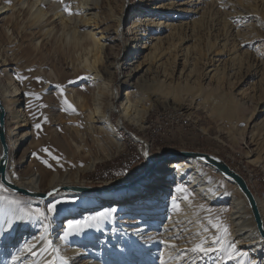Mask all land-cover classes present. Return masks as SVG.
I'll use <instances>...</instances> for the list:
<instances>
[{"label": "bare ground", "instance_id": "obj_1", "mask_svg": "<svg viewBox=\"0 0 264 264\" xmlns=\"http://www.w3.org/2000/svg\"><path fill=\"white\" fill-rule=\"evenodd\" d=\"M49 1L0 0V78H4L6 83L0 89V99L6 111V179L29 192L12 189L0 179L8 189L6 192L0 190V197L6 198L0 199V264H13V257L24 243H31L34 238L37 240L34 249L37 254L23 252L17 264H63L64 260L68 264H245L247 257L237 255L230 259L223 251L208 256L191 251L202 242H206L205 247H219L213 244V240L221 235H224V246L234 244L236 252L246 253L248 259L256 264H264V237L257 228L247 198L234 181L202 159L180 153L170 157L173 160L156 171L151 168L136 182L124 179L123 187L102 191L83 188L92 182L86 174L105 156L109 158L111 153H119L124 148L117 130L121 121L116 125L112 117L113 97L119 94L113 82L117 61L129 65L126 61L132 60L140 50H131L126 46L120 57V53L114 51L118 32L124 27L126 39L137 41L135 46L140 44L142 47L144 39L149 42V52L143 58L153 61L162 50L176 49L175 39H180L181 44L190 38V35L182 37L183 31L187 32L190 27H184L182 21L177 24L180 17L173 18L174 22L171 18L167 21L155 18V14L145 18L136 15L125 28L127 21L122 13H114L108 6L113 22L110 27L103 21L106 8H103L102 0H63L64 6L57 1L53 4ZM239 2L242 3V0ZM225 4L224 0H200L186 2V7L179 8L172 0H164L159 7L179 11L177 14L196 15L191 21L194 25L203 19L205 13L222 12ZM232 25L231 20L227 21V34L242 36L238 26ZM10 28L12 33L8 34ZM181 28H184L183 31ZM163 30L168 31L166 37L161 35ZM157 33L160 34L159 43L153 42ZM216 37L217 42L220 37ZM16 38L19 40L16 41ZM169 40L170 43L165 46ZM223 41L226 46L229 38H223ZM211 48L208 43V51ZM189 49H183L184 53L188 55ZM162 65L155 63L151 73H148L149 69L139 70V65L130 68L124 80L126 92L122 95L119 109L123 122L127 120L143 128L154 97L168 105L180 104L175 109L182 111L185 107L177 101H186L189 106L195 103L198 107H207L203 102L208 95H215L218 97H215V105L219 106V114L230 121L245 116L243 113L241 116L237 103L228 94L215 92L209 85L198 88L195 83L191 97L177 99L184 85L171 79L174 75L180 79L186 70L176 67L168 70V66L164 68ZM235 69L237 67L230 71ZM192 72L190 70V74ZM223 74L224 71L218 70L215 75L222 79ZM18 76L24 79L21 81ZM80 77L88 78L90 84L83 90H76L75 94L73 89L68 91L67 82L79 81ZM152 79L159 83L160 88L150 97L149 81ZM50 85L56 87L55 92L49 91ZM44 86L47 90L43 89ZM215 87L212 88L218 91ZM186 88L189 89V86ZM43 96L60 98L64 104L66 99L69 100L76 107L71 116L76 118L80 115L82 122L66 126L63 137L56 141L57 147L46 150L56 163L46 164V160L42 159L46 154H43V149H26L21 160L17 161L16 153L28 140H31L30 146L40 141H37L33 128L34 120L40 116L38 104ZM252 118L246 117L244 127L240 129L255 133L257 127L251 126ZM7 119H12L15 124L11 129L15 139L7 137ZM12 131L9 132L11 135ZM253 160L258 163L260 156ZM26 161H29L28 169L19 170ZM109 182L105 181L102 186L108 187ZM227 182L233 186L232 189ZM247 184L250 185L249 182ZM249 188L264 223V198L258 197L253 187ZM39 195L47 196L37 197ZM12 200L21 202L23 206L45 210L52 202L59 200L61 203L55 213L47 214V220L20 221L14 219L18 209L8 202ZM101 214L105 218L98 221V227L85 228L79 235L65 238L70 221L90 220ZM62 218H65L64 225L60 222ZM10 220L14 225L11 229ZM225 227L227 234L223 232ZM41 235L47 236L55 251L52 248L44 250L46 242L38 239ZM156 255H159L158 258ZM177 256L180 258L172 259Z\"/></svg>", "mask_w": 264, "mask_h": 264}, {"label": "rangeland", "instance_id": "obj_2", "mask_svg": "<svg viewBox=\"0 0 264 264\" xmlns=\"http://www.w3.org/2000/svg\"><path fill=\"white\" fill-rule=\"evenodd\" d=\"M50 1L51 4L57 1L60 6H64L63 0ZM163 1H101L103 8L107 9H104L103 21L110 27L113 22L110 20L108 6L114 10V13H122L125 22L127 21L125 28L130 24H128V21L136 15L145 18L156 14L155 18L166 21L170 18L174 21L173 18L180 17L177 22H174L180 24L182 21L184 27L187 26L188 28L189 26L191 29L189 31L190 29L188 28L189 33L185 30L184 32V28H181L184 33L182 37L190 35V38L185 39L181 44H179L181 42L180 39H175L177 43L176 49L174 47L165 49L167 52L162 50L157 59L153 61L143 58L149 52V49H147L149 42L146 43L144 39L142 47H140V44L135 46L137 41L131 42L126 39L127 34L124 27L121 32H118V39L114 42V51H118L120 57L123 56L126 46L128 49H136L140 50V52L138 55L133 56L132 60L126 61L130 63L129 65H123L121 60L117 61L119 64H116L117 72L113 83L115 91H118L119 94L113 97L112 117L114 123L117 125L119 121L123 122L119 116V109L122 95L126 92L124 80L130 68L139 65V70L145 71L149 69L148 73H151L155 69V63L157 65L163 64L164 68L168 66L166 67L168 70H173V67L186 70L180 79L177 78L178 75H174L171 79L176 83H181L182 86L184 85L183 91H180V95L176 97L177 99L181 96L191 97L194 91L193 86H196L195 83H197L198 88L206 85L210 87L216 86L215 88L219 89L218 91L212 87L211 89L220 94L222 92L228 94L237 103L241 116H245L241 119H235L236 121H230L226 116L219 114V106L215 105L218 97L215 95H208V98L205 99L203 103L207 107H198L195 103L189 106L186 101H177V103H181L185 107L182 111L175 109L179 108L180 104L168 105L154 97L150 101L152 109L147 114L143 128L137 127L127 120H124L123 124L120 122L117 125V130L124 142L123 150L116 154L111 153L109 158L105 156L98 166L86 174V178L92 180V182H89L83 188L104 187L107 190L112 189V187L124 184V179H130L131 181L136 179L138 175L149 167L153 166V171H156L173 160L170 158L173 155H178L182 151H192L213 154L223 159L233 169L243 175L258 197L264 198V0H242V3L239 0H224L226 4L221 10L222 12L219 14L215 11L205 13L203 19L200 22L196 21L194 25L191 21L194 20L196 15L177 14L179 11H170L162 6L159 7ZM172 1L176 3V7L180 8L186 7V2L195 3L200 0ZM166 14H169V16H166ZM229 20L233 22V27L238 26V29L242 31V36L235 37L227 34V21ZM7 32L11 34L12 29H8ZM167 33L168 31L163 30L161 35L166 37ZM159 35L158 33L155 34L153 42L159 43ZM216 36L220 37L217 42ZM226 37L229 38V41L224 46L223 42L225 41H223V38ZM17 40L19 38H16ZM169 43L170 40L165 46H168ZM208 43L212 46L209 51ZM117 44L119 45L118 47H116ZM185 48H191L188 55L184 53L183 49ZM234 67H237V69L231 72L230 69ZM190 70H193L191 74ZM218 70L224 71L222 79L217 78L218 76L215 75ZM142 74H138L132 81H136ZM78 79L80 80L67 82L68 91L73 89L75 94L76 90H83L84 86L90 84L88 78L80 77ZM5 84L4 78H0V89ZM149 84L150 90L148 93L152 91L150 97H153V94L158 92L160 88L159 83L152 79ZM187 85L189 89L186 88L188 87ZM196 88L195 90H197ZM43 89L47 90V86H44ZM49 91L51 93L55 92L56 87L50 85ZM67 102L64 104V101L60 98L52 99V97L47 96L41 98L38 104L40 116L34 120L33 128L37 141H40L30 146L31 140H28L22 149L16 153L15 159L17 161L21 160V156L26 149L33 151L43 149V154H46L43 155L42 159L46 160V164L56 163V160L46 150L57 147L56 141L63 137L64 134L62 133L66 126L82 122V119L79 118L80 115L76 118L71 116L73 115L72 109H76V107L69 100ZM69 104L72 106L71 108H69ZM249 116L253 117L251 126L257 127L255 133L240 129L241 126L244 127L245 118ZM76 119L78 120L76 121ZM7 123L9 124L7 128L11 132L15 124L12 119H7ZM37 124L40 125L39 128L36 127ZM21 131H24V129H21ZM9 132H7V137L15 139L16 136L13 131L12 135ZM146 151L148 156H144ZM258 156H260V161L258 163L254 162L253 159ZM28 167L29 161H26L19 170H25ZM105 181H110L108 187L102 186ZM226 184L232 189V185L228 182ZM200 201L204 202L205 200L200 199ZM207 204L209 203L207 202ZM207 207L210 208L209 205ZM64 219L62 218L60 221L63 225ZM158 256L156 255L157 258Z\"/></svg>", "mask_w": 264, "mask_h": 264}, {"label": "snow or ice", "instance_id": "obj_3", "mask_svg": "<svg viewBox=\"0 0 264 264\" xmlns=\"http://www.w3.org/2000/svg\"><path fill=\"white\" fill-rule=\"evenodd\" d=\"M66 10H68V9L66 8ZM70 14H72V13L70 12ZM17 79H20L22 81L24 78L18 76ZM61 91H62V89H61ZM65 103H68V102L65 101ZM68 106H69V108L72 107L70 104ZM72 110L75 111L74 108ZM36 127L39 128L40 125L37 124ZM144 156H148V153L145 152ZM0 190H3L5 192L8 191V189L5 187V185L2 182H0ZM0 199H6V198L0 197ZM8 202L17 206L18 214L14 216V219L20 220V221H32V220L44 221V220H47L48 219L47 214L48 213H55L57 211L58 204L61 203V201H59V200H57L56 202H52V203H50V205L45 210V209H40V208L33 209L30 206H23L21 204V202L15 201V200L8 201ZM104 218H105L104 215L101 214L98 217H91L90 220L70 221L68 224V230L65 231V233H64L65 238H68L71 235H79L80 233L83 232V230L85 228L98 227L99 226L98 221H100L101 219H104ZM90 221H96L97 223L94 224ZM8 224H9L10 229L14 227L11 220L8 222ZM214 227L219 228L220 226L214 225ZM44 231H45V233L48 232L47 226H45ZM223 232L225 234H227V228L226 227L223 229ZM38 239L40 241L46 242V245L44 248L45 251L48 248H52L55 251V249L52 246L51 241L47 239L46 235H41ZM223 241H224V235H221L219 238L213 240V244L219 245V247H212V246L205 247L204 243H206V242H202V243L196 244L195 247H193L191 249V251L196 252V253H200L203 256H208L209 254L215 253L216 251H223V252L228 253V256L230 259L236 258L237 255H239L241 257H245V258L247 257L246 253L236 252L234 244L229 243L227 246H224ZM36 246H37L36 238H34L31 243L26 241L24 243L23 248L17 252L16 256L13 257V264H17V261L20 259L23 252H28L32 255H36L37 253L34 251ZM172 247L174 248L175 245H173ZM179 258L180 257L177 256V257H174L172 259H179ZM53 264H54V262H53ZM63 264H68V262L66 260H64ZM162 264H164V262H162ZM245 264H256V262L251 260V259H246Z\"/></svg>", "mask_w": 264, "mask_h": 264}, {"label": "water", "instance_id": "obj_4", "mask_svg": "<svg viewBox=\"0 0 264 264\" xmlns=\"http://www.w3.org/2000/svg\"><path fill=\"white\" fill-rule=\"evenodd\" d=\"M5 118H6V111L5 108L1 102L0 99V147H1V154H0V179L1 181L9 186L12 189H15L17 191H22L24 193H29L26 190H22L15 185L9 183L6 179V164H7V158H8V145H7V140H6V131H5ZM181 154L184 155H191L196 158L202 159L214 167H216L217 170H219L221 173H223L226 177L234 181L238 187L241 189L245 197L247 198L249 205L251 207L253 216L256 221L257 228L260 232V234L264 237V223H263V218L261 216L260 210L257 206L255 196L251 189L249 188L247 181L245 178L237 172L235 169H233L227 162H225L223 159L219 158L218 156H215L213 154L209 153H203V152H192V151H182L180 152ZM153 167V166H152ZM149 167L146 169L143 173L137 176L136 179L132 180V182H136L143 178L145 175H147L151 168ZM125 185H118L115 187H112V189H116L119 187H123ZM84 190H89V191H102V190H107L106 188H84ZM33 194V193H30ZM47 195H39L37 197H46Z\"/></svg>", "mask_w": 264, "mask_h": 264}]
</instances>
